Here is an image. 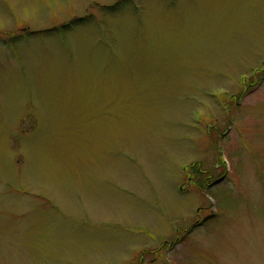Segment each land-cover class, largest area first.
<instances>
[{
	"label": "rangeland",
	"instance_id": "374dc122",
	"mask_svg": "<svg viewBox=\"0 0 264 264\" xmlns=\"http://www.w3.org/2000/svg\"><path fill=\"white\" fill-rule=\"evenodd\" d=\"M0 264H264V0H0Z\"/></svg>",
	"mask_w": 264,
	"mask_h": 264
},
{
	"label": "water",
	"instance_id": "95a60500",
	"mask_svg": "<svg viewBox=\"0 0 264 264\" xmlns=\"http://www.w3.org/2000/svg\"><path fill=\"white\" fill-rule=\"evenodd\" d=\"M221 180H222V177H219V178H217L216 181H213V183H217V182H219V181H221Z\"/></svg>",
	"mask_w": 264,
	"mask_h": 264
},
{
	"label": "flooded vegetation",
	"instance_id": "af4514ba",
	"mask_svg": "<svg viewBox=\"0 0 264 264\" xmlns=\"http://www.w3.org/2000/svg\"><path fill=\"white\" fill-rule=\"evenodd\" d=\"M212 182H213V181H212ZM212 182H211V183H212ZM211 183H210V184H211Z\"/></svg>",
	"mask_w": 264,
	"mask_h": 264
}]
</instances>
